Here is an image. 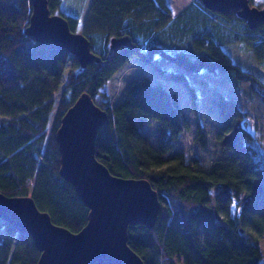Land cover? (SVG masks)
<instances>
[{
	"label": "trees",
	"instance_id": "obj_1",
	"mask_svg": "<svg viewBox=\"0 0 264 264\" xmlns=\"http://www.w3.org/2000/svg\"><path fill=\"white\" fill-rule=\"evenodd\" d=\"M49 5L58 14L63 0H49ZM31 13V0H0V192L31 195L55 223L74 232L87 224L89 208L60 174L56 133L66 111L88 92L95 102L101 96L106 106L101 107L109 113L98 134L97 158L115 175L148 179L159 193L155 226L128 229V243L145 264H176V259L183 264H264V153L238 101L223 93L212 99L220 115L215 139L223 153L206 166L176 148L191 122L161 82L144 76L127 85L117 103L105 89L133 57L154 65L160 55L192 73H228L235 85L248 82L264 101V81L225 49L238 40L263 61L264 23L252 30L235 12L212 11L201 0H193L176 18L163 0H92L95 27L90 31L106 35L93 38L84 32L101 61L82 67L68 50L26 34ZM66 17L76 31L79 17ZM172 23L183 24L179 28L186 40L171 47L156 39L145 46L148 37ZM125 35L137 47L112 49L111 38ZM167 76L187 84L195 107L196 91L185 72ZM150 122L156 123L154 130H145ZM194 141L203 148L208 144L199 123ZM0 232L5 233L0 264H37L41 251L29 233L1 218Z\"/></svg>",
	"mask_w": 264,
	"mask_h": 264
},
{
	"label": "water",
	"instance_id": "obj_2",
	"mask_svg": "<svg viewBox=\"0 0 264 264\" xmlns=\"http://www.w3.org/2000/svg\"><path fill=\"white\" fill-rule=\"evenodd\" d=\"M201 1L224 15L235 12L252 30L264 23V8L250 0ZM31 4L28 36L68 50L82 67L101 61L89 37L73 31L65 15L53 13L49 0H31ZM110 46L137 47L129 35L112 37ZM108 119V111L83 92L63 115L56 133L60 174L90 210L80 231L55 223L31 195L0 192V218L32 236L41 251L37 264H145L128 243V229L136 224L155 226L161 209L159 193L148 179L115 175L97 158L98 134Z\"/></svg>",
	"mask_w": 264,
	"mask_h": 264
},
{
	"label": "rangeland",
	"instance_id": "obj_3",
	"mask_svg": "<svg viewBox=\"0 0 264 264\" xmlns=\"http://www.w3.org/2000/svg\"><path fill=\"white\" fill-rule=\"evenodd\" d=\"M163 1L170 8L173 18L186 11L188 6L193 3V0ZM91 2L92 0H63V5L56 12L63 13L66 16L79 17L76 32H88L93 38L97 35L104 36L106 35L105 33L90 31L91 28L95 27L93 21L90 22ZM254 5L264 8V0H254ZM182 25L178 26L172 23L161 30H157L152 36L148 37V40L144 41L145 46L156 39L164 40L171 47L178 45L181 40L187 39L185 35H181L180 33L179 27ZM227 30L226 34L232 37L233 32L231 28L228 27ZM233 39L235 40L236 38L234 37ZM92 48H96L95 45H92ZM225 49L236 63L256 73L264 81V60L260 61L256 59L253 51L246 43L237 40L225 44ZM156 66L165 69V73ZM170 71L185 72L190 84L196 91L195 107L193 102H191V94L187 84L184 81L169 78L167 75ZM144 76H150L154 82H161L171 94L177 97L181 108L189 117L191 128L176 142V148L184 149L189 158L198 157L208 166L212 160L222 156L223 150L215 139L220 115L212 101L220 93L233 97L238 101L248 122L249 129L254 134L264 153V101L251 90L248 82H242L237 86L230 80L228 73H221L219 75H214L207 71L192 73L157 55L154 65L147 64L138 57H133L123 68L115 73L105 89L108 91L113 102L117 103L123 98L124 88L133 82L139 81ZM96 102L100 106H105L101 96L97 97ZM198 123L205 130L208 141L207 146L204 148L194 141ZM155 126V122H150L146 124L144 129L152 131ZM4 237L5 233L0 232V238ZM260 247L264 251V237L260 242ZM175 261L176 264H183L180 259H176Z\"/></svg>",
	"mask_w": 264,
	"mask_h": 264
}]
</instances>
